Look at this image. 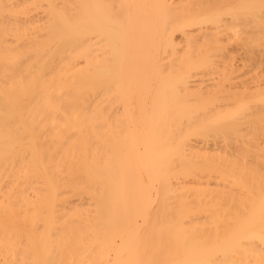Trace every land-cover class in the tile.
Returning <instances> with one entry per match:
<instances>
[{
  "label": "bare ground",
  "instance_id": "bare-ground-1",
  "mask_svg": "<svg viewBox=\"0 0 264 264\" xmlns=\"http://www.w3.org/2000/svg\"><path fill=\"white\" fill-rule=\"evenodd\" d=\"M0 264H264V0H0Z\"/></svg>",
  "mask_w": 264,
  "mask_h": 264
}]
</instances>
